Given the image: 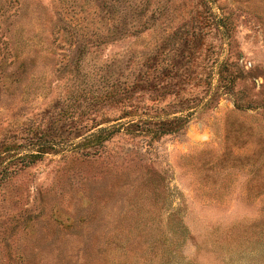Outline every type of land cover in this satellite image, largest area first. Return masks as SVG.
Segmentation results:
<instances>
[{"label":"rangeland","instance_id":"rangeland-1","mask_svg":"<svg viewBox=\"0 0 264 264\" xmlns=\"http://www.w3.org/2000/svg\"><path fill=\"white\" fill-rule=\"evenodd\" d=\"M0 264H264V0H0Z\"/></svg>","mask_w":264,"mask_h":264},{"label":"trees","instance_id":"trees-1","mask_svg":"<svg viewBox=\"0 0 264 264\" xmlns=\"http://www.w3.org/2000/svg\"><path fill=\"white\" fill-rule=\"evenodd\" d=\"M188 123V118L185 117H178V118H174L172 120L169 121H162L159 122V124L156 127V132L155 134L157 136H161V135H167V134H177L179 133V131L181 129L184 128V126ZM105 129H100L98 131V134H102L104 133ZM94 136V135H92Z\"/></svg>","mask_w":264,"mask_h":264}]
</instances>
